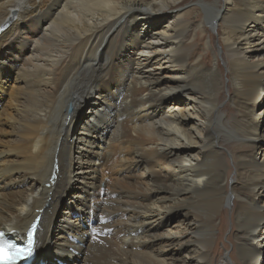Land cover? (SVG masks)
Segmentation results:
<instances>
[{
  "label": "bare ground",
  "instance_id": "bare-ground-1",
  "mask_svg": "<svg viewBox=\"0 0 264 264\" xmlns=\"http://www.w3.org/2000/svg\"><path fill=\"white\" fill-rule=\"evenodd\" d=\"M39 213L24 264H264V0H0V230Z\"/></svg>",
  "mask_w": 264,
  "mask_h": 264
},
{
  "label": "rangeland",
  "instance_id": "rangeland-1",
  "mask_svg": "<svg viewBox=\"0 0 264 264\" xmlns=\"http://www.w3.org/2000/svg\"><path fill=\"white\" fill-rule=\"evenodd\" d=\"M202 8H204V7L202 6ZM214 45H215L214 48H216V47L218 48V45H217L216 42L214 43ZM244 47L246 48L247 46H244ZM221 66L224 67L223 64H221ZM224 69H225V68H224ZM225 70H226V69H225ZM68 107H70V105H68ZM78 118H79V124H81V123H82L87 117L84 116V115H82V114H79V115H78ZM94 150L97 151V150H99V149H98V148H94ZM257 153H258V152H257ZM51 181H52V180H51ZM107 181H109L108 177L105 178V182H107ZM104 186H105V185H103L102 188H104ZM68 200H69V199H67L66 201L69 202ZM64 211H65V210L63 209V210H62V214L64 213ZM226 218H227L226 220H227L228 230H227V232L225 233L223 240L220 242V245H219L220 247H222L223 244H224V245H229L228 241L226 240V237H227V234H230V232H231V229H230V228H232L231 214H230V213L226 214ZM220 222H221V220L218 219V220H217V224L219 225ZM95 224H96V223H95ZM88 245H89V242L87 241L86 244H85V246H86L85 248H86L87 250L89 249L88 247H90V245H89V246H88ZM206 245L209 247V242H206ZM210 246H211V245H210ZM231 249H232V247H231ZM71 264H74V263H71Z\"/></svg>",
  "mask_w": 264,
  "mask_h": 264
},
{
  "label": "snow or ice",
  "instance_id": "snow-or-ice-1",
  "mask_svg": "<svg viewBox=\"0 0 264 264\" xmlns=\"http://www.w3.org/2000/svg\"><path fill=\"white\" fill-rule=\"evenodd\" d=\"M30 247H31V242L29 244V250L27 252L23 248H17L16 249V256L13 259L6 260L5 264H14V260L21 258L22 255L30 256L31 255Z\"/></svg>",
  "mask_w": 264,
  "mask_h": 264
},
{
  "label": "water",
  "instance_id": "water-1",
  "mask_svg": "<svg viewBox=\"0 0 264 264\" xmlns=\"http://www.w3.org/2000/svg\"><path fill=\"white\" fill-rule=\"evenodd\" d=\"M36 243H37V242H36ZM36 243H35V245H34L33 248H32V253H31V255H30V258H31V256H32L33 253H34V250H35V247H36ZM30 258H29V259H30ZM29 259H28V260H29ZM24 262H25V261L20 262V263H18V264H24ZM26 262H27V261H26ZM26 262H25V263H26Z\"/></svg>",
  "mask_w": 264,
  "mask_h": 264
}]
</instances>
